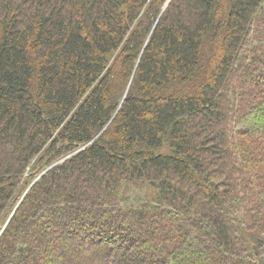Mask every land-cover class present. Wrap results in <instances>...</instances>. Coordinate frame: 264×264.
Returning a JSON list of instances; mask_svg holds the SVG:
<instances>
[{
    "label": "trees",
    "instance_id": "16d2710c",
    "mask_svg": "<svg viewBox=\"0 0 264 264\" xmlns=\"http://www.w3.org/2000/svg\"><path fill=\"white\" fill-rule=\"evenodd\" d=\"M0 231V264H264V0H0Z\"/></svg>",
    "mask_w": 264,
    "mask_h": 264
},
{
    "label": "rangeland",
    "instance_id": "374dc122",
    "mask_svg": "<svg viewBox=\"0 0 264 264\" xmlns=\"http://www.w3.org/2000/svg\"><path fill=\"white\" fill-rule=\"evenodd\" d=\"M2 231V230H1ZM1 231H0V233H1Z\"/></svg>",
    "mask_w": 264,
    "mask_h": 264
}]
</instances>
